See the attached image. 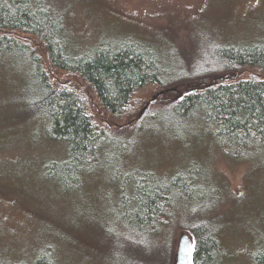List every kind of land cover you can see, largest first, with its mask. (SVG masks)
<instances>
[{
  "label": "rangeland",
  "instance_id": "374dc122",
  "mask_svg": "<svg viewBox=\"0 0 264 264\" xmlns=\"http://www.w3.org/2000/svg\"><path fill=\"white\" fill-rule=\"evenodd\" d=\"M59 1L79 52L133 37L158 49L174 68L184 66L179 72L206 62V43L249 44L264 36V0ZM16 70L0 55V264L30 262L49 247L57 264H154L156 255L174 264L180 235L196 221L188 210L171 211V225L142 240L125 232L119 216L133 215L137 181L167 182L187 170L192 186L217 189V201L211 194L205 202L215 208L204 217L207 225L222 226L223 254L213 264H253L250 254L264 246V153L236 159L200 119L186 121L182 137L172 138L149 117L168 99L162 87L148 83L134 92L131 110L118 121L126 153L110 168L84 175L78 186L63 187L45 176L43 166L63 159L68 145L48 138L44 122L23 110L27 79ZM219 73L223 81L237 76Z\"/></svg>",
  "mask_w": 264,
  "mask_h": 264
},
{
  "label": "trees",
  "instance_id": "16d2710c",
  "mask_svg": "<svg viewBox=\"0 0 264 264\" xmlns=\"http://www.w3.org/2000/svg\"><path fill=\"white\" fill-rule=\"evenodd\" d=\"M62 5L56 0H0V55L10 58L27 79L23 110L44 122L48 138L68 145L63 159L44 163L46 177L66 188L78 186L84 175L119 161L127 145L118 121L131 110L134 92L148 83L162 87L160 94L168 99L159 114L149 117L161 121L172 138L182 137L186 121L200 119L220 148L236 159L264 153V36L249 44L206 43V62L179 72L185 67L174 68L158 49L133 37L79 52L71 44L73 30ZM223 71L237 76L220 80ZM142 126L143 121L138 128ZM188 171L167 182L137 181L133 215L119 217L125 232L142 240L171 225V211L186 209L196 219L185 229L193 237L192 264H213L223 254L222 226L207 225L204 217L215 208L205 202L217 189L207 186L203 192L192 186L186 181L193 177ZM212 196L217 201L218 194ZM123 204L127 207L130 201ZM250 258L253 264H264V246L255 248ZM160 260L156 255L151 261L167 264ZM19 264L57 262L49 247Z\"/></svg>",
  "mask_w": 264,
  "mask_h": 264
},
{
  "label": "water",
  "instance_id": "95a60500",
  "mask_svg": "<svg viewBox=\"0 0 264 264\" xmlns=\"http://www.w3.org/2000/svg\"><path fill=\"white\" fill-rule=\"evenodd\" d=\"M193 238L188 232L180 235L174 264H192L193 261Z\"/></svg>",
  "mask_w": 264,
  "mask_h": 264
}]
</instances>
